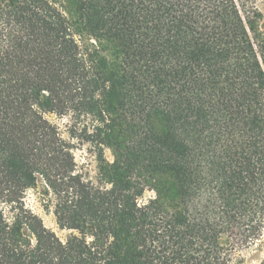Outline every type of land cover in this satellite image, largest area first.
Segmentation results:
<instances>
[{
  "label": "trees",
  "instance_id": "1",
  "mask_svg": "<svg viewBox=\"0 0 264 264\" xmlns=\"http://www.w3.org/2000/svg\"><path fill=\"white\" fill-rule=\"evenodd\" d=\"M262 18L258 0H0V264H232L224 233L260 239ZM40 187L66 240L26 203Z\"/></svg>",
  "mask_w": 264,
  "mask_h": 264
},
{
  "label": "rangeland",
  "instance_id": "2",
  "mask_svg": "<svg viewBox=\"0 0 264 264\" xmlns=\"http://www.w3.org/2000/svg\"><path fill=\"white\" fill-rule=\"evenodd\" d=\"M258 6L263 13L260 26L264 31V0H258ZM53 121L60 127V130L64 137H67V125L69 119H57L52 118ZM88 146L79 148L75 151V157L77 163L82 166L85 165L89 171L91 177L96 176V161L93 155L88 151ZM106 157L109 161L113 160V156L110 150L106 151ZM146 197H152V192H147ZM52 197L45 194V191L40 187L37 191H31L26 198L27 205L39 216L42 217L44 224L47 228L53 230L62 240H66L70 235L69 231L60 230L56 223V218L52 213L53 204H51ZM43 205L50 206V211L43 208ZM221 241L225 246H234L236 248L235 260L232 264H260L264 259V233L257 241L251 244H242L239 241V237L233 233H224L221 237Z\"/></svg>",
  "mask_w": 264,
  "mask_h": 264
}]
</instances>
